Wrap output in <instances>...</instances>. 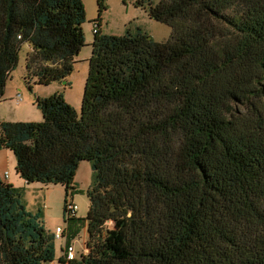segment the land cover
Returning a JSON list of instances; mask_svg holds the SVG:
<instances>
[{
  "label": "trees",
  "instance_id": "1",
  "mask_svg": "<svg viewBox=\"0 0 264 264\" xmlns=\"http://www.w3.org/2000/svg\"><path fill=\"white\" fill-rule=\"evenodd\" d=\"M98 4L81 113L58 91L37 97L43 121L0 122L17 173L62 184L69 219L93 165L87 251L58 264H264V0H138L165 41L103 33ZM86 19L84 0H0V101L25 43L29 83L67 80ZM55 239L0 176V264L53 263Z\"/></svg>",
  "mask_w": 264,
  "mask_h": 264
},
{
  "label": "rangeland",
  "instance_id": "2",
  "mask_svg": "<svg viewBox=\"0 0 264 264\" xmlns=\"http://www.w3.org/2000/svg\"><path fill=\"white\" fill-rule=\"evenodd\" d=\"M159 0H153L157 3ZM87 19L83 24L86 43L82 47L75 70L72 75L63 81H56L49 85L37 83L33 78L28 82L27 57L32 47L25 43L20 52V59L16 69L12 72L6 86L4 97L0 101V122L2 121H43L42 110L36 103L37 97H47L58 91H67L70 104L81 113L86 81L89 74V59L93 51L95 25L99 16L98 0H84ZM107 8L102 13V32L108 35H124L129 28L141 27L156 41H165L172 36L171 26L152 19L148 7L138 4V0H106ZM68 81V83H64ZM30 84L33 88H30ZM23 97L19 101L18 95ZM40 116V121H37ZM0 176L5 178V173L12 172L14 180L22 181V186L12 183L23 194L27 209L31 212L42 213L46 228L50 233H55L58 226L65 230L69 236L55 239L57 260L63 255L65 247L71 242L77 250L78 256L84 252V243L88 237L87 214L90 208L88 191L94 183L95 172L90 161L81 162L75 178V189L68 196L69 202L78 205L75 217L70 219L65 213L66 188L62 184H45L41 182L29 183L17 173V159L10 149H0ZM11 160L9 161L8 155ZM3 173V175L1 174ZM8 181V179H6ZM109 227H113L109 223ZM52 264V263H47Z\"/></svg>",
  "mask_w": 264,
  "mask_h": 264
},
{
  "label": "built area",
  "instance_id": "3",
  "mask_svg": "<svg viewBox=\"0 0 264 264\" xmlns=\"http://www.w3.org/2000/svg\"><path fill=\"white\" fill-rule=\"evenodd\" d=\"M98 29H99V27H98V24H96L95 25V33L96 32H98ZM18 99H19V101H22L23 100V97H22V95L21 94H19L18 95ZM6 175H8V172L6 173ZM69 209H70V213L71 214H76L77 213V210H78V205H76V204H71L70 205V207H69ZM63 229L61 228V227H58L57 229H56V232H55V236H56V238L57 239H60V238H62V236H63ZM86 249V248H85ZM87 251V249L85 250V252ZM64 256H65V258L67 259V260H73V259H75L77 256H78V254H77V250H76V247H75V245L74 244H68L66 247H65V250H64Z\"/></svg>",
  "mask_w": 264,
  "mask_h": 264
},
{
  "label": "crops",
  "instance_id": "4",
  "mask_svg": "<svg viewBox=\"0 0 264 264\" xmlns=\"http://www.w3.org/2000/svg\"><path fill=\"white\" fill-rule=\"evenodd\" d=\"M66 83H68V81L66 82ZM65 83V84H66ZM64 95H65V98H66V100L69 102V103H71V101L68 99V97H67V91H64ZM73 105H77V103H73ZM35 120H37V121H40L41 119H40V116L38 117L37 116V119H35ZM1 153V152H0ZM8 155V154H7ZM8 158H9V161L11 160V158H10V154L8 155ZM2 175H3V173H1ZM5 178L6 179H8V182H10L11 184L12 183H14L15 182V184H18V185H21L22 186V184H24V183H22V181H20V180H14L13 178V174H12V172L10 171V172H8V175H6V173H5ZM3 179V178H2ZM6 179H4V180H6ZM7 181V180H6ZM58 227H60V226H58ZM57 227V228H58ZM67 236H68V234H67V232L64 230L63 231V239H66L67 238ZM68 238H69V236H68ZM87 240V239H86ZM69 244H71V242H68ZM86 248V241H85V243H84V252L83 253H85V249ZM65 250V249H64ZM63 254H64V252H63ZM53 263H56L55 261L53 262ZM52 263V264H53Z\"/></svg>",
  "mask_w": 264,
  "mask_h": 264
},
{
  "label": "water",
  "instance_id": "5",
  "mask_svg": "<svg viewBox=\"0 0 264 264\" xmlns=\"http://www.w3.org/2000/svg\"><path fill=\"white\" fill-rule=\"evenodd\" d=\"M67 81H64V83H66Z\"/></svg>",
  "mask_w": 264,
  "mask_h": 264
}]
</instances>
